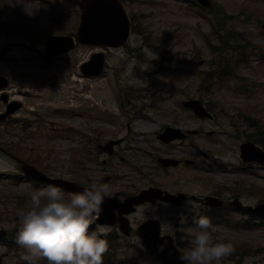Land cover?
Wrapping results in <instances>:
<instances>
[{"label":"rangeland","instance_id":"rangeland-1","mask_svg":"<svg viewBox=\"0 0 264 264\" xmlns=\"http://www.w3.org/2000/svg\"><path fill=\"white\" fill-rule=\"evenodd\" d=\"M14 5L16 12H10L0 19L4 25L14 22L22 24V15L28 13L37 22L41 18L37 17L31 6L34 3H24V0H7ZM223 7L229 14L235 16L234 25L228 23L226 31L231 34L242 32L243 38L238 39L235 34L233 42L246 44L245 39L258 45L250 46L248 51L254 50L264 54V29L263 23L258 24L257 19H264V0H214ZM17 4V6H16ZM23 4L22 6H19ZM133 25L137 31L135 35L143 38V45L147 46L159 54L157 60L152 61L153 67L147 71H141L139 65L143 63L151 64L141 51V48H120L105 50L108 56V70L105 76L87 80L78 77L83 81L86 90H90L88 96L92 100L83 103L81 99L76 105L85 107L87 119L70 120L71 111L68 104L64 103L59 92L61 83H69L68 79L75 77L79 73L78 65L86 61L90 56L98 51V48H81L74 51L70 56L58 60L50 65L36 61L35 65L40 69L42 82L49 85L50 80H58V88L52 89L46 86L33 91L32 97L26 99L28 109L37 107L39 116H32L25 112L17 116L20 122L15 126L5 125L1 127L0 143L18 144L17 139L24 138L21 142L22 154L29 158L40 155L43 162L48 165L49 170L55 175L71 176L74 169V159L76 158L75 130L83 131L88 128L91 137L107 139L110 137H127V152L124 154L132 162L127 165L116 159L112 169L107 172H98L99 166L92 164L89 175L101 176V182L112 174L114 180L108 183L110 189H122L132 185H139V172L144 169V165H153L150 152L158 155V150H166L157 138V132L167 125L182 128L184 131L201 128L206 130L204 134L191 136L184 141L170 143V156L181 159H192L199 164L198 167H183L174 169L170 180L174 184L171 188L182 190L194 194H204L212 189L213 184H220L229 188L239 181L248 188L257 186L264 190V170L257 164L246 167L241 160V145L250 139L249 135L257 138V133L261 128L264 131V60L259 61V57L253 60V66H240L238 74L244 79L235 82L233 86H240L242 92L238 94L232 90H226L212 86L207 90L209 83L202 84L201 73L204 71L220 72L229 63V58L234 57L232 50L216 54L212 52V46L219 44L217 38L212 34V26L208 19H201L193 10L178 0H153L150 4H130L128 5ZM224 16V15H223ZM135 17V18H134ZM134 18V19H133ZM35 20V21H36ZM223 22V20H221ZM7 37L2 38L5 43ZM121 49L127 51L129 56H135L138 61L133 77H125L122 73L125 70V62L120 59ZM22 51H15L12 56L19 57ZM170 59V63L169 60ZM162 60V62H161ZM256 60V61H255ZM159 62V65L157 64ZM203 62V64H200ZM22 63L20 61L0 62V67L7 68V65L17 70ZM31 64V62H27ZM29 73V70L27 71ZM36 71H33L35 73ZM26 74L21 73L17 78L20 85L15 82L12 90H28L31 85L24 78ZM60 78V79H58ZM50 79V80H49ZM81 89L82 86L78 84ZM32 91V90H31ZM43 95L37 99L36 94ZM47 94V95H45ZM151 95L153 101L159 107L152 113L155 121H146L145 115L148 111L144 106V97ZM35 96V97H34ZM201 99L211 108L214 118L200 119L190 110L183 107L182 102L187 99ZM46 99L48 101H46ZM51 99H55L52 101ZM159 103V105H158ZM93 104V106H92ZM3 107L0 101V109ZM41 108V109H40ZM61 110V111H58ZM106 115L109 121L99 117ZM27 123L30 126L22 129L19 125ZM131 124V132L128 126ZM147 125V126H145ZM95 128L94 133L92 131ZM96 131L102 132V136ZM213 134L207 135L208 132ZM70 134V135H67ZM66 136L71 137L69 146L62 140ZM253 140V139H251ZM69 147V148H68ZM67 148V149H66ZM36 149V150H34ZM65 149V150H64ZM207 154V155H205ZM127 162H129L127 160ZM224 164V166H223ZM12 161L0 155V172L9 173ZM224 167V168H223ZM100 168L105 170L101 165ZM247 169L246 173L241 174ZM140 170V171H139ZM226 170V172H224ZM232 171V172H231ZM208 179H210L208 181ZM0 192L7 195L9 200H2L5 196H0V213L13 215L12 222L7 220L3 224L11 229L20 226L16 221L18 211H15L16 197L30 192L25 183L11 185L4 179L0 181ZM264 201L263 194H251L248 201ZM153 211H155L153 209ZM167 214V211H165ZM140 217V215H139ZM181 215L174 212L170 207V233H177L184 243V250L192 246L195 236V225L181 223ZM236 219H243L241 215ZM215 239L231 241L233 244L247 242L251 246L247 254L236 251L229 257L222 259L220 264H248L246 258H254L252 264H264V228L262 229H239L226 226H216L211 229ZM215 232L217 236H215ZM108 231L105 230L103 235ZM135 248L127 247L120 239L114 242V251L118 259L131 264H149L144 258H138L134 252ZM26 250L13 252L8 247L0 244V264H28L23 259ZM36 264H48L47 258H37Z\"/></svg>","mask_w":264,"mask_h":264},{"label":"clouds","instance_id":"clouds-1","mask_svg":"<svg viewBox=\"0 0 264 264\" xmlns=\"http://www.w3.org/2000/svg\"><path fill=\"white\" fill-rule=\"evenodd\" d=\"M129 48H141L151 64L143 63L141 71H149L152 61L159 58L157 52L143 45V38L130 35L126 41ZM120 59L125 62V77H133L138 61L121 49ZM110 194L109 185L98 180L91 181L81 191L66 193L61 185L43 183L33 187L26 209L19 215L20 227L16 243L26 249L23 259L36 264L37 258H47L48 264H103L104 254L109 250L108 240L100 233L105 229H91L93 220L102 211L105 198ZM205 195L208 193L205 192ZM187 210L192 214L195 236L192 246L184 250L180 259L184 264H220L231 256L235 246L231 241L214 240L212 218L201 213L198 200L186 199ZM187 216H181V223ZM165 245L160 246L163 251ZM254 258L248 257V264Z\"/></svg>","mask_w":264,"mask_h":264},{"label":"water","instance_id":"water-1","mask_svg":"<svg viewBox=\"0 0 264 264\" xmlns=\"http://www.w3.org/2000/svg\"><path fill=\"white\" fill-rule=\"evenodd\" d=\"M83 6L85 13L78 36L79 41L85 44L115 46L126 42L130 33V23L124 8L117 0H85ZM71 43V38H62L51 42L50 48L53 51L60 46H64L59 49L60 52L69 49ZM90 64L88 71L92 74L99 73L103 65V57L101 55L95 56ZM195 107L200 114H204L198 104H195ZM152 235L151 239H154L156 231H153ZM154 250L151 249V252L158 254L166 264H184V261L180 259V253L172 247V243L168 251L158 253L156 247H154Z\"/></svg>","mask_w":264,"mask_h":264},{"label":"bare ground","instance_id":"bare-ground-1","mask_svg":"<svg viewBox=\"0 0 264 264\" xmlns=\"http://www.w3.org/2000/svg\"><path fill=\"white\" fill-rule=\"evenodd\" d=\"M153 118V117H152Z\"/></svg>","mask_w":264,"mask_h":264}]
</instances>
